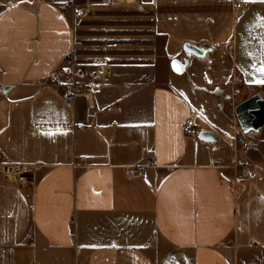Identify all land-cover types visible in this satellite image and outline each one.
Returning a JSON list of instances; mask_svg holds the SVG:
<instances>
[{"label":"crops","instance_id":"0c3cea01","mask_svg":"<svg viewBox=\"0 0 264 264\" xmlns=\"http://www.w3.org/2000/svg\"><path fill=\"white\" fill-rule=\"evenodd\" d=\"M116 1L72 28L61 0H0V163L36 168L26 190L0 178V264H264V127L244 153L184 133L193 112L201 131H231L240 103L264 100V2ZM185 43L212 44L211 60L188 59ZM226 47L254 90L231 121ZM74 50L94 94L70 105L48 78Z\"/></svg>","mask_w":264,"mask_h":264},{"label":"built area","instance_id":"2783aa9c","mask_svg":"<svg viewBox=\"0 0 264 264\" xmlns=\"http://www.w3.org/2000/svg\"><path fill=\"white\" fill-rule=\"evenodd\" d=\"M233 2L237 12H243L252 5L248 0H233ZM60 9L64 15L70 16L72 28H76L91 13L92 3L91 0H61ZM111 73V63L104 61L99 65L98 70L94 72L93 77L98 81H102L109 78ZM88 76V65L79 59L77 51L74 50L68 55L65 62L54 70L48 81L60 89L64 102L73 105L80 96H92L94 94V91L87 89ZM235 93L239 95L240 91L236 90ZM107 111H111V108H108ZM197 117L196 113L193 112L186 121L184 133L187 137L198 139L201 129L197 125ZM203 122L208 124L206 121ZM77 128L79 130L85 129L82 125H78ZM215 132L221 139L235 148L238 153H244L253 146V142L248 136L249 133H244L238 124L232 125L231 131L215 130ZM145 159L147 166L156 167L154 160L147 159V157ZM142 168L143 166L129 167L127 168V174L130 176H143ZM35 169V166L32 165L0 163V178L10 180L26 190L29 188V178ZM249 173V166L244 165L243 177L248 176Z\"/></svg>","mask_w":264,"mask_h":264},{"label":"water","instance_id":"95a60500","mask_svg":"<svg viewBox=\"0 0 264 264\" xmlns=\"http://www.w3.org/2000/svg\"><path fill=\"white\" fill-rule=\"evenodd\" d=\"M121 1L118 0L116 3H120ZM183 50L188 59L196 58L202 62H209L215 47L208 43L201 45L185 43ZM186 67L187 64L179 59L172 61V69L176 73H182ZM235 114L244 133H258L264 127V100L259 94H256L240 103L235 108ZM198 138L210 145L218 146L221 143L220 137L210 130L201 131Z\"/></svg>","mask_w":264,"mask_h":264},{"label":"rangeland","instance_id":"374dc122","mask_svg":"<svg viewBox=\"0 0 264 264\" xmlns=\"http://www.w3.org/2000/svg\"><path fill=\"white\" fill-rule=\"evenodd\" d=\"M92 3V11L89 14L87 18H85L84 23L87 21L90 22L92 19L98 18L100 15L108 12L109 9L114 8L112 7V0H91ZM108 8V9H107ZM107 10V11H106ZM133 19V18H132ZM116 22H123L122 19L120 21L116 19ZM138 29H135L134 32H138ZM149 31L151 32H156V29H150ZM117 47L116 44H112L111 46ZM130 50L138 51L139 49L132 48ZM142 50V49H141ZM111 63L109 60H103ZM219 72H220V77L219 81L222 84L223 83V89L219 90V95H221V98L224 100L223 103L220 105V114L219 116L223 119H226L227 121H231L233 115L228 112V108L236 104L244 98L246 95H251L254 90L247 85L246 81L244 78L239 74V72L236 70L235 66L232 63L231 59V53H230V48L226 47V50L224 52V57L222 60L219 61ZM236 90L240 91V94L237 95L235 92ZM235 116V113H234ZM219 118L216 117L215 119V124L217 126H220L219 123ZM206 127H209V125H206Z\"/></svg>","mask_w":264,"mask_h":264},{"label":"snow or ice","instance_id":"6c2138e0","mask_svg":"<svg viewBox=\"0 0 264 264\" xmlns=\"http://www.w3.org/2000/svg\"><path fill=\"white\" fill-rule=\"evenodd\" d=\"M264 2V0H262ZM262 52H264V42H262ZM258 72L261 73L262 78L258 80V83H264V60L261 61V67L257 69Z\"/></svg>","mask_w":264,"mask_h":264}]
</instances>
